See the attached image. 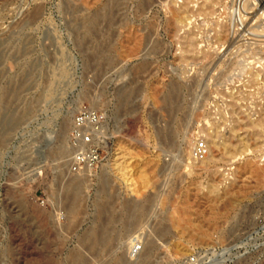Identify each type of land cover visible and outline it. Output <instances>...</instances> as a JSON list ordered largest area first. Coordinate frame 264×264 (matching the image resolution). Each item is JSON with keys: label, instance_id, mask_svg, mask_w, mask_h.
<instances>
[{"label": "rangeland", "instance_id": "rangeland-1", "mask_svg": "<svg viewBox=\"0 0 264 264\" xmlns=\"http://www.w3.org/2000/svg\"><path fill=\"white\" fill-rule=\"evenodd\" d=\"M202 1L0 0V264H264V9Z\"/></svg>", "mask_w": 264, "mask_h": 264}, {"label": "built area", "instance_id": "built-area-1", "mask_svg": "<svg viewBox=\"0 0 264 264\" xmlns=\"http://www.w3.org/2000/svg\"><path fill=\"white\" fill-rule=\"evenodd\" d=\"M101 118L94 109L81 106L73 116L68 137L71 148L70 169L79 172L94 169L101 160Z\"/></svg>", "mask_w": 264, "mask_h": 264}, {"label": "bare ground", "instance_id": "bare-ground-1", "mask_svg": "<svg viewBox=\"0 0 264 264\" xmlns=\"http://www.w3.org/2000/svg\"><path fill=\"white\" fill-rule=\"evenodd\" d=\"M172 1V0H171ZM212 1V3L214 2L215 3V1L216 0H211ZM210 0H208V2L207 1H205V3H209V2H211ZM218 1V0H217ZM216 1V2H217ZM220 1V0H219ZM218 1V2H219ZM222 2H226V0L225 1H223V0H221ZM235 1H237V2H235ZM260 1V3H259V8H262V9H264V0H259ZM204 2V0L202 1V3ZM221 2V3H222ZM232 2H235V4L237 3L238 4V0H234V1H232ZM245 2V1H244ZM247 2V1H246ZM245 2V3H246ZM201 3V2H200ZM212 3H210V4H212ZM258 3V2H257ZM170 4V3H169ZM206 4V5H207ZM216 4H218V3H216ZM226 4H228V2L226 3ZM225 4V5H226ZM230 4H232V3H230ZM229 4V5H230ZM240 4V3H239ZM247 4V3H246ZM245 4V5H246ZM252 4V3H251ZM233 5V4H232ZM243 5V4H242ZM179 6V5H178ZM185 6V5H184ZM224 6V5H223ZM234 6V5H233ZM247 6V5H246ZM246 6H244V7H246ZM227 10H228V8H227V6H224ZM235 8H236V6H234ZM239 8V7H238ZM242 8H243V6H242ZM250 8V7H249ZM248 8V9H249ZM167 9V8H166ZM225 9V10H226ZM258 9V8H257ZM240 10V9H239ZM238 9L236 10V11H239ZM243 11H245L244 9H242ZM196 12V11H195ZM229 12H231V11H229ZM223 13H224V11H223ZM227 13H228V11H227ZM260 13H261V11H260ZM232 14V13H231ZM234 14H236V13H234ZM243 14V13H242ZM255 14V13H254ZM253 14V15H254ZM262 14H264V12H262ZM240 15H241V13H240ZM198 16V15H197ZM233 16V15H232ZM232 16H230V17H232ZM234 16H236V15H234ZM243 16V15H242ZM251 16V15H250ZM234 18H236V17H233V19ZM238 18V17H237ZM241 17L239 16V19H240ZM262 18V17H261ZM260 18V19H261ZM229 19V18H228ZM263 19V18H262ZM189 20V19H188ZM224 20V19H223ZM235 20V19H234ZM246 20V19H245ZM245 20H244V23H245ZM204 21V20H203ZM220 20H218L217 22H219ZM241 21V20H240ZM242 21H243V18H242ZM183 22V21H182ZM185 22V21H184ZM223 22V24L220 22V23H216L215 24V26H218L219 27V33H221V34H223L224 33V29H226L227 28V24H226V27H225V21H222ZM229 22L230 21H228V24H229ZM238 22V21H237ZM226 23H227V21H226ZM234 23V22H233ZM232 23V24H233ZM178 24V23H177ZM203 24V23H202ZM201 24V25H202ZM231 24V23H230ZM238 24H239V22H238ZM243 24V23H242ZM241 24V25H242ZM263 26V25H262ZM212 27V26H211ZM225 27V28H224ZM236 27H237V25H236ZM224 28V29H223ZM238 28H239V25H238ZM178 29V28H177ZM195 29V28H194ZM211 29V28H210ZM214 29V28H213ZM213 29H212V31H213ZM215 30V29H214ZM232 30H234V29H232ZM193 32V31H192ZM215 32V31H214ZM217 32V31H216ZM250 33V32H249ZM252 33V32H251ZM190 36V35H189ZM208 36V35H207ZM213 36V35H212ZM179 38V37H178ZM187 39V38H186ZM205 39V38H204ZM230 39V38H229ZM215 44V43H214ZM197 46V45H196ZM248 46V45H247ZM263 46V45H262ZM194 47V46H193ZM204 47V46H203ZM211 47V46H210ZM216 47V46H215ZM205 48H207V47H205ZM207 50V49H206ZM131 51V50H130ZM178 51V50H177ZM184 51V50H183ZM206 52V51H205ZM258 52V51H257ZM191 53V52H190ZM188 54V53H187ZM256 54V53H255ZM254 55V54H253ZM197 56V55H196ZM187 57V56H186ZM194 57V56H193ZM189 58V57H188ZM262 59L261 58H257V60L255 59V61L257 62V63H259L260 61H261ZM178 62H179V60H178ZM177 62V63H178ZM180 62H181V59H180ZM228 62V61H227ZM238 62V61H237ZM253 62H254V60H253ZM196 63V62H195ZM249 63V62H248ZM247 63V64H248ZM239 64V63H238ZM246 64V65H247ZM254 64V63H253ZM260 65H261V67L264 69V63H259ZM185 65H187V64H185ZM250 64H248L247 66H249ZM243 66H245V65H243ZM246 66V67H247ZM253 66V65H252ZM251 66V67H252ZM257 66V65H256ZM259 66V65H258ZM251 67H249V69L251 68ZM255 67V66H254ZM245 68V67H244ZM243 69V68H242ZM246 70H247V68H245ZM245 69H243L244 71H241L240 72V74L243 72H245V75L244 76H246V72L248 71H246ZM256 69H257V67H256ZM256 69H254V72L255 71H258V70H256ZM259 69V68H258ZM263 69H262V71H263ZM183 70V69H182ZM253 70V69H252ZM251 70V71H252ZM192 71V70H191ZM260 71H261V69H260ZM233 72V71H232ZM239 72V71H238ZM247 73H249V71L247 72ZM258 73H260V72H258ZM257 73V74H258ZM252 74H253V71H252V73H250L249 75H251V77H252ZM261 74V73H260ZM262 74H264V73H262ZM194 75V74H193ZM248 75V74H247ZM224 76H226V74L224 75ZM239 76V75H238ZM242 76V75H241ZM230 77V76H229ZM250 77V76H249ZM254 77H255V75H254ZM253 77V78H254ZM256 77H257V75H256ZM245 78V77H244ZM222 79V78H221ZM238 79V78H237ZM241 80V79H240ZM246 82V81H245ZM251 82V81H250ZM218 83V82H217ZM224 83V82H223ZM227 83V82H226ZM253 82H251L249 85H251ZM246 84V83H245ZM248 85V86H249ZM245 87H246V85H245ZM254 87V86H253ZM247 88V87H246ZM176 89V88H175ZM234 90V89H233ZM223 91V90H222ZM241 91V90H240ZM241 92H243V91H241ZM220 93V92H219ZM217 94V93H216ZM224 94V93H223ZM222 94V95H223ZM240 94V93H239ZM261 94V93H260ZM195 97V96H194ZM224 97V96H223ZM236 97H238V96H236ZM249 97H250V95H249ZM263 99V98H262ZM238 100H239V98H238ZM257 100V99H256ZM239 102V101H238ZM258 103V102H257ZM259 103H260V101H259ZM229 104V103H228ZM235 105V104H234ZM233 105V106H234ZM230 106V105H229ZM232 106V107H233ZM221 109V108H220ZM237 109V108H236ZM258 109V108H257ZM257 109H255V110H257ZM240 111V110H239ZM258 111V110H257ZM211 112V111H210ZM242 115V114H241ZM259 115V114H258ZM238 118V117H237ZM246 118V117H245ZM262 118V117H261ZM264 119V118H263ZM225 120V119H224ZM233 120V119H232ZM236 120V119H235ZM247 120V119H246ZM262 121V120H261ZM264 121V120H263ZM212 124V123H211ZM220 125V124H219ZM222 125V124H221ZM236 125V124H235ZM234 125V126H235ZM248 126V125H247ZM70 127V126H69ZM245 127H246V124H245ZM252 127V126H251ZM262 127V126H261ZM72 128V127H71ZM66 129V128H65ZM68 129V128H67ZM236 129V128H235ZM252 129V128H251ZM247 130V129H246ZM66 131V130H65ZM207 131V130H206ZM209 131V130H208ZM214 131V130H213ZM244 131V130H243ZM249 131V130H248ZM218 132V131H217ZM67 133H68V131H67ZM65 134H66V132H65ZM64 133H63V135H65ZM205 135H207L206 133H205ZM208 136V135H207ZM218 136V135H217ZM224 136V135H223ZM254 136V135H253ZM68 135L66 134V138H67V140H68ZM210 137H212V136H210ZM260 137V136H259ZM206 138V137H205ZM228 138V137H227ZM256 138H257V136H256ZM255 138V139H256ZM210 140H212L211 138H209ZM209 139H208V141H209ZM237 139V138H236ZM191 140V139H190ZM226 140V139H225ZM206 141V140H205ZM224 141V140H223ZM258 141V140H257ZM207 142V141H206ZM211 142V141H210ZM245 142V141H244ZM262 142H264V141H262ZM229 143V142H228ZM213 144V143H212ZM231 144V143H230ZM236 144V143H235ZM241 144V143H240ZM188 145V144H187ZM228 145V144H227ZM247 145V144H246ZM257 145V144H256ZM259 145V144H258ZM257 145V146H258ZM207 147V146H206ZM211 147V146H210ZM209 147V148H210ZM223 148H224V146H223ZM120 150V149H119ZM190 150V149H189ZM198 150H200V149H198ZM208 150V149H207ZM244 151V150H243ZM209 152V151H208ZM228 152V151H227ZM237 152V151H236ZM253 152V151H252ZM187 153V152H186ZM224 153H225V151H224ZM223 153V154H224ZM231 153V152H230ZM242 153V152H241ZM240 153V154H241ZM245 153V152H244ZM237 154V153H236ZM115 154H114V151H113V154H112V156H111V158H110V160H111V163L109 164V166H108V169H109V171L111 172H116L117 174H118V176H119V179H121L122 181H123V184L125 185V187L130 191V192H134L135 191V181H134V179L132 178V173H131V169L129 168V164L128 163H121V162H119L118 163V161H117V158H115V156H114ZM123 155V154H122ZM228 155V154H227ZM231 155V154H230ZM244 155V154H243ZM120 156V155H119ZM124 156V155H123ZM190 156V155H189ZM198 158V157H197ZM123 161H125V160H123ZM122 161V162H123ZM105 174H103V177H105L104 176ZM73 181H75V178H73ZM79 184V183H78ZM80 185V184H79ZM106 183H105V181H103V183H102V190H106ZM101 190V189H100ZM107 196V195H106ZM72 203V202H71ZM72 205H73V203H72ZM74 207L73 206H70V211H73L74 212V209H73Z\"/></svg>", "mask_w": 264, "mask_h": 264}]
</instances>
